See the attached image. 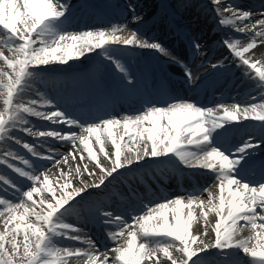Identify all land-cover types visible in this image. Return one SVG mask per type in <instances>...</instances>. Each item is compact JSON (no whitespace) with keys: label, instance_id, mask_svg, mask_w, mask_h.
Masks as SVG:
<instances>
[{"label":"snow or ice","instance_id":"1","mask_svg":"<svg viewBox=\"0 0 264 264\" xmlns=\"http://www.w3.org/2000/svg\"><path fill=\"white\" fill-rule=\"evenodd\" d=\"M188 6L184 3V7ZM71 7L65 0H55V3L53 0H0V33L10 53L5 56L0 51V59L8 69L0 68V101L3 104L0 110V169H7L29 182L28 187L22 188L0 171V218H3L0 221L3 224L0 264H72L73 261L83 264H197V261L206 260L201 254L210 249L219 250L224 258L228 256L226 250H238L243 257L250 258L251 264H264V179L253 182L246 180L243 174L249 157L264 140L250 134L235 147L226 148L221 142L224 135L221 130L226 131L225 126L229 124L258 122V131L264 133V102L244 106L239 103L201 106L190 99L170 95L163 86L154 96L146 97L138 88V77L121 60V56L133 47L153 50L169 62L179 64L184 68L188 83L195 84L199 77L161 42L140 34L139 26L145 18L137 13L136 5L125 6L131 13L130 21L112 24L108 29L70 32L53 28L49 22L66 18ZM205 8L214 13L219 28L251 37L250 43L241 46L238 38L225 35L221 44L229 50L236 67L243 68V75L254 79L256 87L264 92V61L246 55L257 47V38L264 42V12L254 20L251 11L224 0H208ZM130 24L136 27L129 28ZM125 32L130 34L123 35ZM188 39L194 55L203 54L199 41L192 36ZM91 53L102 55L120 74L118 96L140 98L138 114L112 115L109 108L115 97L104 93V83L99 78L93 77L78 85H90L96 94L95 109L100 114L92 115L90 122L63 111L39 88L31 87L41 71L51 69L49 65H67ZM211 68L227 70V58L212 63ZM29 91L35 95H29ZM256 99L252 97L253 101ZM260 99L264 101V96ZM31 118L63 125L64 129L77 127L81 134L56 127L43 130ZM117 127L123 128L122 135H114L113 129ZM25 136L38 138L39 143L23 139ZM126 137L137 143L132 154L122 152L121 142ZM40 138L68 142L73 151L66 154L51 148L41 151L46 139ZM109 142L112 151H106L105 145ZM12 145H17L35 160L51 161L53 166L61 163L57 159L59 155L65 164L69 159L76 161L77 157L87 163H77L74 170L68 172L61 169L53 180L43 168L37 170ZM94 145L99 147L94 149ZM98 154H103L108 166L101 163ZM173 157L186 168L212 173L217 182L216 191L211 190L213 186L209 184L190 192L187 197L143 203V195L133 184L138 180L146 192H151L149 180L154 182L156 177L150 172L148 179L139 175L143 168L141 162ZM89 163L99 172L98 182L89 184L80 179L79 186H74L77 176H97L96 171L89 169ZM252 166L264 172V160L252 161ZM117 179L128 185L131 196L139 198L146 211L132 215L130 223L121 214L87 202L85 206L98 214L101 223L109 229L107 238L115 244L112 248H104L101 255L91 237L82 234L78 225L59 222L58 214L62 210L66 213L74 202L82 201L89 188L107 187ZM201 195H206L207 202L199 198ZM194 205L203 217L204 226L198 235L190 231ZM209 212L215 214L214 223L208 219ZM241 228H250L253 234L240 239ZM213 233L211 240L202 238ZM54 236L71 240L74 245L54 246ZM121 239L123 243H119ZM241 261L242 257H237L234 264H241Z\"/></svg>","mask_w":264,"mask_h":264},{"label":"bare ground","instance_id":"2","mask_svg":"<svg viewBox=\"0 0 264 264\" xmlns=\"http://www.w3.org/2000/svg\"><path fill=\"white\" fill-rule=\"evenodd\" d=\"M207 3H208V0H206ZM131 3L133 4H137L139 2H137L136 0H130ZM185 2V0H183V3ZM224 2H230V3H233L235 5H237L238 7L244 9V10H250L253 8V4H251V0H224ZM120 3V2H119ZM151 5H154L157 9H158V12L159 14L157 13V15H155V17L153 19H150L146 22V24H153L157 21H160L161 20V13H163V9L167 12V13H171L172 11H176V12H179L180 14H182V16L188 18V21H189V26L190 27H193L191 26L193 23H195V25L197 27H201V26H198L200 25L201 23L203 24V27L206 28L208 26V20L206 18V15L204 14V12H199L197 14H187V10L182 8V4L178 1V0H142V5L141 7H146V6H151ZM165 5H169L170 7H165ZM140 6H138V10H142ZM153 8V6H151V9ZM137 10V8H136ZM164 14V13H163ZM253 14V19H257V18H260L261 15H258V13L256 12H252ZM258 16V17H257ZM145 17V16H143ZM163 21V20H162ZM187 21V22H188ZM125 20L124 19H120L119 20V24H122L124 23ZM50 23V22H49ZM162 23V22H161ZM94 24V25H93ZM85 26L81 28V30H73V32H78V31H82V30H94V29H108L110 26L109 25H105V26H102V25H99V24H95V23H92L91 21H86ZM144 26V25H142ZM142 26L140 25L139 26V31H141V28ZM133 27H136L135 25H129V28H133ZM68 31V30H66ZM231 30H228V31H223V34L224 35H229L230 36V33L233 32ZM130 32H125L123 33V35H129ZM233 34H235L234 36H239V37H243L246 39V41L244 42V45H246L247 43H250L251 42V37L250 36H246V35H242L240 33H236L234 32ZM242 45V46H244ZM0 51H3L4 52V55L5 56H10V53L8 52L7 50V47L4 45V42H3V33H0ZM99 50H97L98 52ZM129 51V50H128ZM127 51V52H128ZM97 55L96 53H91V54H88L86 57L84 58H81V59H77V60H73V61H70L69 64L67 65H49L48 67L49 68H53L57 74L59 75H62L63 74V69L65 67L69 68H74L78 62H87V63H92V59L93 57ZM246 55L250 56L252 59L254 60H259V61H264V42H262L259 38H257V47L253 50H251L249 53H247ZM102 67V66H101ZM0 68H3L4 70H8L7 69V66L5 65L4 61L2 59H0ZM244 71V70H243ZM44 72H40V75L39 77L41 76H44ZM47 76L49 74H46ZM38 77V78H39ZM37 78V79H38ZM53 78V82L56 83V85H62V80L60 77H52ZM37 82H34L33 85H36V87H39L40 89H44V88H48L50 89L51 87L49 85H43L41 82H39L38 80H36ZM49 83H51V80L49 81ZM263 94V93H261ZM261 94L257 95V99L253 102H257L258 99L261 97ZM183 96H186L185 93H183ZM264 96V94L262 95ZM259 102H264L262 101L261 99H259ZM248 103H245L244 105H246ZM3 109V104H2V101H0V110ZM135 115L138 114V110H136L135 112ZM111 114L113 115L114 113L111 112ZM114 116H120V115H114ZM90 120H88V122H90ZM38 128H41V129H49L46 125L44 124H35ZM63 129L64 131H73V132H76L77 135H80L81 134V129L79 128H74V129H64V128H61ZM35 130V129H34ZM113 132H114V135H122L123 134V128L122 127H117V128H114L113 129ZM86 135V133H85ZM26 140H28L29 142H39V139H32V137L30 138H25ZM42 139V138H40ZM43 139H46V142H49L48 144L49 145H56V144H60L62 146V152L61 154H66L67 152L69 151H73V146L68 143V142H55V141H52L51 139H48V138H43ZM77 143V147H81L79 145V141L76 142ZM121 145H122V152L123 154H132L135 152L136 150V147H137V143L135 140H131L129 141L127 139V137L125 138L124 141L121 142ZM129 145V146H128ZM99 145H94V149L98 148ZM105 148H106V151H112V146L109 143H107L105 145ZM141 148H142V145H141ZM127 149H131V152H128ZM18 151H20L24 156L26 157H30L28 156V153L24 152V150H21L19 148H17ZM85 156H86V153H83ZM98 158L100 159L101 163L105 164V166H108L109 162L106 161L104 158H103V154H98ZM57 159H60L61 160V163L59 165H56V166H53L52 162L49 161V162H46V163H37V170H45L47 172L48 175H50V177L55 180L56 176L58 175L59 171L62 169L64 172H68L70 170H74L75 166L77 163H80L81 165L83 163H87V161H79V157H77V160L76 161H72L71 159H69L68 163L65 164L63 162V157L62 155H59L57 156ZM168 160H171L175 163H179L178 159H176L175 157L171 158V159H168ZM148 161V160H147ZM91 165H93L92 163H90ZM180 164V163H179ZM146 168L147 166L146 165H143V168L140 169L139 171L142 172V174H144L146 172ZM90 170L92 171H96L97 172V176L96 177H92V176H88L87 174L83 175V176H77L76 180L74 181V186H79V180L80 179H83L86 183H91L93 180H96L99 176V172L97 169H94L93 167H89ZM0 171L4 172V174H8V171L6 169H0ZM73 175L75 176V172L73 171ZM29 185V182L26 181L22 184V188H26L28 187ZM212 189L213 191H216V183H213L212 184ZM138 189V188H137ZM103 192L110 196V197H117V194L115 195H112L109 191H106V190H103ZM190 192H188L189 194ZM188 194H185L184 192H181V191H177L175 193H171L170 195L166 196L165 198H175V197H187ZM35 199H38V197H34ZM200 199H205V202H207L206 200V195H201L199 197ZM95 201L94 198H84L82 199V201H77V202H74L73 205L71 206V209L72 210H76V211H81L82 213L86 214L88 213L87 209H86V206L85 204L88 202L89 204L90 203H93ZM163 201V199L161 200ZM16 202H19L18 200ZM157 202H160V201H157ZM156 202H152L150 204H154ZM112 201L110 202L109 206L106 205V204H101L98 202V205L100 207H105L106 209L112 207ZM199 209L195 207V205L193 206V216H194V219L192 221V225H191V229L190 231L192 232L193 235H198L202 228H203V217L201 216V213L200 211H198ZM144 211H146V209H143V212L141 214L144 213ZM209 215V214H208ZM1 219V218H0ZM67 220L69 222H73L75 221V218L72 217V216H68V215H64V214H58V221L60 222L61 220ZM210 221H212L214 223V220H215V216H211L209 218ZM1 225V224H0ZM252 230L250 228H241L239 230V237L240 239H246L248 238L250 235H252ZM212 236H214V233L208 237H202V238H205L206 240H211L212 239ZM123 239H121L119 241V243H123ZM52 243L54 246H58V247H65L63 244H60L59 242H57L55 239L52 238ZM195 247V246H193ZM83 248H87L86 245H83ZM228 252H231L233 255H242V253H239L238 250H226ZM209 254H213V252H210ZM109 255H111V253H109ZM209 259H212L211 256L208 257ZM250 258H246V257H243V260H242V263L241 264H251V262L249 261ZM212 261H214L212 259ZM83 264L82 261H73L72 264ZM146 264H150V262H146ZM197 264H208L207 261L205 260H202V261H197Z\"/></svg>","mask_w":264,"mask_h":264},{"label":"rangeland","instance_id":"3","mask_svg":"<svg viewBox=\"0 0 264 264\" xmlns=\"http://www.w3.org/2000/svg\"><path fill=\"white\" fill-rule=\"evenodd\" d=\"M88 167H89V166H88ZM2 219H3V218H1L0 221H2ZM0 224H1V225H0V231H3V224H2V223H0ZM81 264H82V263H81Z\"/></svg>","mask_w":264,"mask_h":264}]
</instances>
